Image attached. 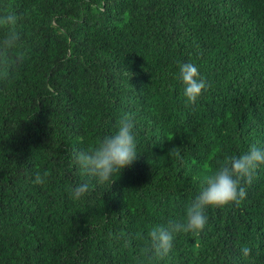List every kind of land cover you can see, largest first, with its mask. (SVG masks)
Segmentation results:
<instances>
[{
	"label": "trees",
	"instance_id": "trees-1",
	"mask_svg": "<svg viewBox=\"0 0 264 264\" xmlns=\"http://www.w3.org/2000/svg\"><path fill=\"white\" fill-rule=\"evenodd\" d=\"M4 12L23 60L0 83V264H147L149 231L185 219L208 171L264 148V0H0ZM188 62L209 85L195 104ZM125 114L139 154L99 184L73 154ZM246 188L155 264H264V165Z\"/></svg>",
	"mask_w": 264,
	"mask_h": 264
},
{
	"label": "clouds",
	"instance_id": "clouds-1",
	"mask_svg": "<svg viewBox=\"0 0 264 264\" xmlns=\"http://www.w3.org/2000/svg\"><path fill=\"white\" fill-rule=\"evenodd\" d=\"M17 24L18 16L14 12L0 14V28L6 29L3 38H0V83L11 81L23 60V44ZM179 79L183 83V95L188 104H195L209 88L198 65L192 62L179 63ZM135 128L133 116L125 114L118 120L114 132L104 135L86 151L75 152L74 163L85 175L95 178L97 183L111 185L115 181L113 177L117 173L120 175L123 169L130 168L139 154ZM262 165L264 148L253 144L247 152L227 156L218 167L208 171L203 177L204 187L188 206L185 219H170L149 231L148 243L140 250L147 264H155L168 257L179 234L200 235L208 225L206 213L210 207L223 208L245 200L246 185H251ZM46 175L37 173L34 183L43 184ZM90 191V184L83 182L72 189V196L79 200ZM241 252L247 257L251 249L244 247Z\"/></svg>",
	"mask_w": 264,
	"mask_h": 264
}]
</instances>
